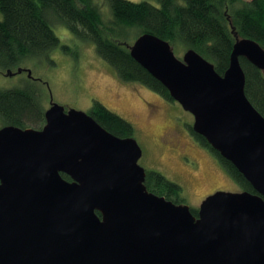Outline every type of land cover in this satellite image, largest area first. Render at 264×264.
Returning <instances> with one entry per match:
<instances>
[{
	"label": "water",
	"instance_id": "95a60500",
	"mask_svg": "<svg viewBox=\"0 0 264 264\" xmlns=\"http://www.w3.org/2000/svg\"><path fill=\"white\" fill-rule=\"evenodd\" d=\"M128 46L256 192L216 190L195 215L149 190L135 137L51 97L42 128H0V264H264V115L241 62L264 73V46L236 34L223 75L152 33Z\"/></svg>",
	"mask_w": 264,
	"mask_h": 264
},
{
	"label": "trees",
	"instance_id": "16d2710c",
	"mask_svg": "<svg viewBox=\"0 0 264 264\" xmlns=\"http://www.w3.org/2000/svg\"><path fill=\"white\" fill-rule=\"evenodd\" d=\"M55 25H63L79 40L92 42L121 79L139 82L173 101L169 90L132 57L128 45L141 34L152 33L169 41L176 52L195 49L223 75L230 65L236 34L264 46V0H0V72L10 75L8 71H17L27 59L45 56L59 46L66 49ZM241 62L246 95L264 115V73L244 57ZM46 110L43 94L33 82L0 87L4 125L40 129L46 123ZM89 113L114 134L134 137V125L101 101L95 99ZM188 128L217 157L241 191L256 192L192 124ZM63 177L71 180L66 174ZM146 184L149 190L183 203V187L162 172L147 171ZM192 210L197 215V209Z\"/></svg>",
	"mask_w": 264,
	"mask_h": 264
},
{
	"label": "rangeland",
	"instance_id": "374dc122",
	"mask_svg": "<svg viewBox=\"0 0 264 264\" xmlns=\"http://www.w3.org/2000/svg\"><path fill=\"white\" fill-rule=\"evenodd\" d=\"M54 30L66 49L59 46L23 63L22 68L31 69L39 80H33L26 71L12 75L1 71V88L33 82L43 94L46 109L51 97L66 109L85 112L91 110L95 99L101 101L134 125V137L143 149L140 164L147 171H160L180 184L183 203L193 209H198L203 199L216 190H242L211 150L188 131L194 116L178 101L166 99L139 82L121 79L115 68L99 56L92 42L77 39L63 25H55ZM184 51L175 52L182 58Z\"/></svg>",
	"mask_w": 264,
	"mask_h": 264
},
{
	"label": "flooded vegetation",
	"instance_id": "af4514ba",
	"mask_svg": "<svg viewBox=\"0 0 264 264\" xmlns=\"http://www.w3.org/2000/svg\"><path fill=\"white\" fill-rule=\"evenodd\" d=\"M164 131H167V129H165ZM188 131L191 132L190 129H188Z\"/></svg>",
	"mask_w": 264,
	"mask_h": 264
}]
</instances>
